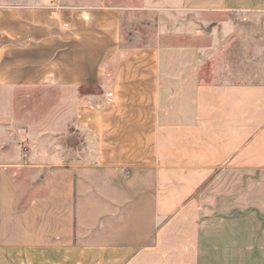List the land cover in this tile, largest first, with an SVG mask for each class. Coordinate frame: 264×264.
<instances>
[{
	"label": "crops",
	"instance_id": "crops-1",
	"mask_svg": "<svg viewBox=\"0 0 264 264\" xmlns=\"http://www.w3.org/2000/svg\"><path fill=\"white\" fill-rule=\"evenodd\" d=\"M50 4L0 17V102L54 105L27 159L0 146V264H263L264 0Z\"/></svg>",
	"mask_w": 264,
	"mask_h": 264
},
{
	"label": "rangeland",
	"instance_id": "rangeland-1",
	"mask_svg": "<svg viewBox=\"0 0 264 264\" xmlns=\"http://www.w3.org/2000/svg\"><path fill=\"white\" fill-rule=\"evenodd\" d=\"M56 0H0V17L7 15H12L16 10L21 9L22 7L26 6H34V7H42V6H50V3H54ZM62 3L68 5V6H74V7H80V8H99L102 7V5H108V6H122L124 7H138L141 4L142 0H60ZM134 18L130 13L125 14V19L127 20L128 24L125 25L124 31L131 33L132 31H137L140 34V38L142 37L145 41H147V38L151 36L152 33L156 32V28L152 25L151 28L147 29L145 26L148 23H156L158 20L164 21L166 18L167 20H170V16L168 15H162L160 16L158 13L150 12V11H135L134 12ZM194 14H188L186 19L188 21L195 20ZM174 20L178 21L177 17L178 14L174 15ZM173 19V18H172ZM131 21L133 23H131ZM178 25V24H176ZM127 26L129 28H127ZM130 26H133V29L130 28ZM177 27V26H176ZM2 26L0 25V53L3 57V63L4 64V57L6 56V53H10V49L17 48L21 50V47H16L15 45L11 44L9 39L2 34ZM18 29V28H17ZM21 31V29H18ZM157 33V32H156ZM147 37V38H145ZM16 50V49H14ZM9 51V52H7ZM2 60V58H0ZM204 78L207 79V76L204 75ZM204 79V80H205ZM15 108V116L16 119H7V116L12 113L13 109ZM54 105L53 104H46V103H29V102H23L22 99H19L14 106L12 105L9 107V104H3L0 102V146H8V150L6 151L7 160L13 161L14 157L16 156V153L10 152V145L11 143H14L15 147H23L22 150V157L24 159H27L25 156L27 154V146L25 145V141L21 140L22 134L26 133V130L31 129L35 132H41L46 133V131L50 134L53 133V130H50V127L54 128L53 121L48 120V115L53 111ZM43 114L41 119H35L36 113ZM39 115V114H38ZM46 116V117H45ZM14 127V130L9 129L8 127ZM25 130V132H24ZM13 133V135H12ZM53 135V134H52ZM14 139V142L12 141ZM43 171L38 168H25L23 167L22 170H20L16 176L19 185L22 188L23 198L24 202H28V200L34 195V194H43L45 192V185L47 184V172L45 177H43ZM259 233L254 232L252 233V244L257 243L258 238L256 237ZM261 236V243L264 244V239ZM263 239V240H262ZM259 241V240H258ZM252 256L257 254V251H261L262 254H264V247L260 250L256 248H252L251 250ZM251 264H258V263H251ZM261 264V263H259ZM264 264V263H263Z\"/></svg>",
	"mask_w": 264,
	"mask_h": 264
}]
</instances>
